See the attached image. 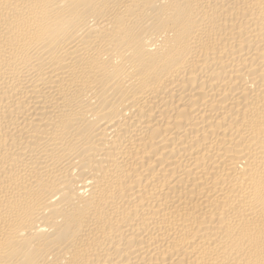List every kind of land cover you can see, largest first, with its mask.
<instances>
[{"label": "bare ground", "instance_id": "6f19581e", "mask_svg": "<svg viewBox=\"0 0 264 264\" xmlns=\"http://www.w3.org/2000/svg\"><path fill=\"white\" fill-rule=\"evenodd\" d=\"M0 264H264V0H0Z\"/></svg>", "mask_w": 264, "mask_h": 264}]
</instances>
